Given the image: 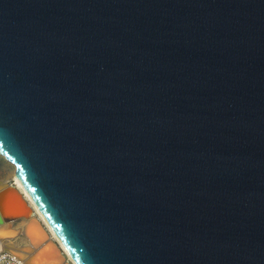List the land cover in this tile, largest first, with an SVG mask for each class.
I'll list each match as a JSON object with an SVG mask.
<instances>
[{"label": "water", "instance_id": "1", "mask_svg": "<svg viewBox=\"0 0 264 264\" xmlns=\"http://www.w3.org/2000/svg\"><path fill=\"white\" fill-rule=\"evenodd\" d=\"M0 155L28 264H264V0H0Z\"/></svg>", "mask_w": 264, "mask_h": 264}, {"label": "bare ground", "instance_id": "2", "mask_svg": "<svg viewBox=\"0 0 264 264\" xmlns=\"http://www.w3.org/2000/svg\"><path fill=\"white\" fill-rule=\"evenodd\" d=\"M15 180L19 186H22L20 181L18 180V178L16 176H15ZM22 226H15V224L12 221H6L5 223L0 224V250L3 249V247L6 245V243H13L16 246H21V245L26 243L25 237H23L20 234V230L22 229ZM28 232L32 233L36 237L41 236L40 230L38 229L37 226H34V224H31L28 227ZM18 240H19V242H18ZM15 253L20 257L22 255H24L23 251H21V252L15 251ZM18 253H20V254H18ZM53 257L54 256H53V252H52V246L50 244H48L45 248L41 249L31 259L35 260V264H40L39 262H41V264H45V263L48 264L49 262H52L51 259ZM31 259L29 260V262H31Z\"/></svg>", "mask_w": 264, "mask_h": 264}, {"label": "rangeland", "instance_id": "3", "mask_svg": "<svg viewBox=\"0 0 264 264\" xmlns=\"http://www.w3.org/2000/svg\"><path fill=\"white\" fill-rule=\"evenodd\" d=\"M15 179V167L12 163L7 161L2 155H0V179ZM14 201L10 194H4L0 199V206L4 210V212L8 214H12L14 211ZM14 217H10L11 220ZM15 226H22L24 224V220H17L14 222ZM22 224V225H21ZM19 242V240H18Z\"/></svg>", "mask_w": 264, "mask_h": 264}, {"label": "built area", "instance_id": "4", "mask_svg": "<svg viewBox=\"0 0 264 264\" xmlns=\"http://www.w3.org/2000/svg\"><path fill=\"white\" fill-rule=\"evenodd\" d=\"M0 264H28V262L18 256L11 248H3L0 250Z\"/></svg>", "mask_w": 264, "mask_h": 264}]
</instances>
